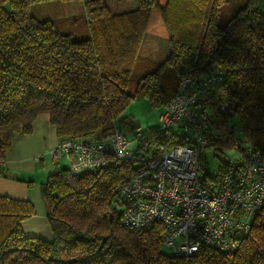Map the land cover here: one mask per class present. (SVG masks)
Instances as JSON below:
<instances>
[{
    "label": "trees",
    "instance_id": "obj_1",
    "mask_svg": "<svg viewBox=\"0 0 264 264\" xmlns=\"http://www.w3.org/2000/svg\"><path fill=\"white\" fill-rule=\"evenodd\" d=\"M41 1L49 0H0V175L6 176L1 163L13 137L30 132L39 114L59 141L97 132L107 137L123 131L116 120L123 121L131 99L143 96L161 108L183 78L200 83L210 74L219 78L200 105L202 120H210L209 108L215 116L210 121L221 126L235 118L264 157V11L257 0H135V7L116 11L107 0H77L83 14L71 26V18L32 15L30 6ZM153 8L168 45L154 66L139 56ZM229 127L228 143L235 139ZM131 131L142 132L139 147L184 143L159 125ZM219 136L207 147L221 143ZM204 161L201 154V175L209 181L214 174H204ZM223 161V169L239 171L242 164ZM135 162L113 156L93 170L73 173L67 166L49 173L42 189L49 238L24 233L30 201L0 195V264H264V205L228 252L200 246L193 255L173 256L162 250V223L124 225L114 202L137 171Z\"/></svg>",
    "mask_w": 264,
    "mask_h": 264
},
{
    "label": "built area",
    "instance_id": "obj_2",
    "mask_svg": "<svg viewBox=\"0 0 264 264\" xmlns=\"http://www.w3.org/2000/svg\"><path fill=\"white\" fill-rule=\"evenodd\" d=\"M218 78L210 74L200 83L183 78L178 91L161 106L159 127L177 132L183 144L139 147L142 132L129 138L115 130L107 137L63 139L50 156L66 157L73 173L103 167L113 156L133 158L138 169L120 186L114 202L124 225L147 229L162 223L161 246L173 256L193 255L200 246L228 252L237 237L249 231L253 216L264 205V157L234 125L235 147L242 155L239 171L223 169L209 181L201 175L202 148L217 130L210 120H202L200 105ZM219 108L226 111V103Z\"/></svg>",
    "mask_w": 264,
    "mask_h": 264
},
{
    "label": "rangeland",
    "instance_id": "obj_3",
    "mask_svg": "<svg viewBox=\"0 0 264 264\" xmlns=\"http://www.w3.org/2000/svg\"><path fill=\"white\" fill-rule=\"evenodd\" d=\"M107 2L114 11L123 8L131 9L135 7L136 4L135 0H107ZM29 11L32 15L40 19H55L57 17L71 18L68 19L67 23V26H71L73 21L72 19H74L78 14H83V7L81 2L77 0H49L32 4L29 8ZM80 27L81 32H83V25L80 24ZM167 53V31L159 18L157 10L153 8L147 24L145 35L141 41L139 56L142 57L144 62H148L154 66L156 63L162 61ZM136 71L137 67H135V70H133L131 73L132 80ZM159 112V106H153L145 97L138 96L131 99L128 105L122 111L121 118L123 121L120 122L118 118L116 123L122 130L125 132L127 131L128 134L131 131V127H136L140 130H148L158 125ZM211 112L212 109L209 108V113L206 115V117H208L210 120H213L212 118L215 116L214 114H210ZM212 124L217 130H214L215 137H218L222 132L225 135L221 134L219 136L221 143L217 144L216 146L202 148V154L205 159L203 167L204 174H219L225 166L223 161L225 157L231 159L232 161L242 160L241 152L235 147L238 141L237 135L234 132V137L236 139L230 140V143H228L226 140L227 134L224 132L230 128L229 126L233 127L238 123L236 121L229 120L228 126L224 127L214 120ZM47 153L50 155L48 151ZM62 167H66V163H61L60 168ZM42 202L44 204L43 199ZM162 250L164 252H168V249L166 248H163Z\"/></svg>",
    "mask_w": 264,
    "mask_h": 264
},
{
    "label": "crops",
    "instance_id": "obj_4",
    "mask_svg": "<svg viewBox=\"0 0 264 264\" xmlns=\"http://www.w3.org/2000/svg\"><path fill=\"white\" fill-rule=\"evenodd\" d=\"M257 4L264 11V0H257ZM125 133L132 137V131ZM95 135L97 137L100 133ZM58 142L55 128L48 123L47 116L39 114L34 118L30 132L13 137L11 148L1 163L6 176L0 175V195L28 200L33 206V213L21 223L25 234L51 236L42 189L49 173L60 168L61 163L68 166L66 157L55 159L47 153Z\"/></svg>",
    "mask_w": 264,
    "mask_h": 264
}]
</instances>
